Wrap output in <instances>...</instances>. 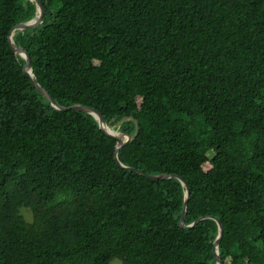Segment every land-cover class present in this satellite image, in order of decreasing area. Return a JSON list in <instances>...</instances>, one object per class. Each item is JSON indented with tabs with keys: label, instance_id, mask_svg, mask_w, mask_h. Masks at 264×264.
Wrapping results in <instances>:
<instances>
[{
	"label": "trees",
	"instance_id": "trees-1",
	"mask_svg": "<svg viewBox=\"0 0 264 264\" xmlns=\"http://www.w3.org/2000/svg\"><path fill=\"white\" fill-rule=\"evenodd\" d=\"M0 0V264H264V0ZM138 127V132H137ZM137 132V134H136ZM121 136V137H120ZM29 209L28 221L21 209Z\"/></svg>",
	"mask_w": 264,
	"mask_h": 264
},
{
	"label": "water",
	"instance_id": "water-1",
	"mask_svg": "<svg viewBox=\"0 0 264 264\" xmlns=\"http://www.w3.org/2000/svg\"><path fill=\"white\" fill-rule=\"evenodd\" d=\"M33 2H35L36 6H37V11H36V15L34 18H32L29 21L26 22H21L18 23L16 26L13 27L12 31L9 34V42L12 46V48L14 49V51L17 54H20L26 61V64L23 68V71L29 76L31 83L33 85V87L42 95L44 96L46 99H48L51 102V105L53 107H55L56 109L60 110V111H69V110H75V111H83L86 113H89L91 115H93L95 117V119L98 121V124L100 126V128L102 130H104L108 135L110 136H114V137H119L116 136L115 134L110 133L107 129L109 127V125L107 124L104 116L97 111L94 108L85 106V105H81V104H76V105H71V106H62L60 103H58L51 95L50 93L47 91L46 88H44L31 74L30 70H32V61L30 58V55L28 54V52L15 44L14 41V35L16 34L17 31H24L27 29H33L36 28L38 26H40L43 23L44 20V16L46 13V8L44 6V4L41 2V0H31ZM118 129H120V125H118ZM137 132H138V127H137ZM136 132V134H137ZM120 134L122 135V138L118 139L117 144H116V150H115V159L117 160V162L119 163L120 166L134 171L136 173H139L140 175H143L144 177L153 180V181H157V180H163V179H167V178H171V177H175L177 178L181 184L185 187V198H184V205H183V210H182V215H181V220H180V226L183 228H187L190 229L192 228L196 223H198L201 220H204L206 218H210L213 219L214 221H216L217 225H218V236L214 242V255L216 258V264H224L222 261V258L219 254V243H220V239L223 235V225L220 221L219 218L217 217H213V216H205V217H201L200 219H198L197 221H195L192 224L187 225L185 223V216L187 214V207H188V199L190 197V186L187 183V181L182 177V176H178V175H170V174H148L142 170H139L135 167H127L125 165H123L119 158H118V151L120 149V147H122L123 145H125L127 142H129L130 140H132L134 138V136H127L125 135L123 132L120 131ZM121 137V136H120Z\"/></svg>",
	"mask_w": 264,
	"mask_h": 264
},
{
	"label": "rangeland",
	"instance_id": "rangeland-1",
	"mask_svg": "<svg viewBox=\"0 0 264 264\" xmlns=\"http://www.w3.org/2000/svg\"><path fill=\"white\" fill-rule=\"evenodd\" d=\"M21 213L26 217V219L28 221H31L32 220V214L30 212L29 209H26V208H22L21 209ZM111 264H121L120 260L119 259H114Z\"/></svg>",
	"mask_w": 264,
	"mask_h": 264
},
{
	"label": "bare ground",
	"instance_id": "bare-ground-1",
	"mask_svg": "<svg viewBox=\"0 0 264 264\" xmlns=\"http://www.w3.org/2000/svg\"><path fill=\"white\" fill-rule=\"evenodd\" d=\"M31 74H32V70H30ZM32 76L34 77V74H32ZM110 133H114L116 131H118V126H115V127H108L107 129Z\"/></svg>",
	"mask_w": 264,
	"mask_h": 264
}]
</instances>
